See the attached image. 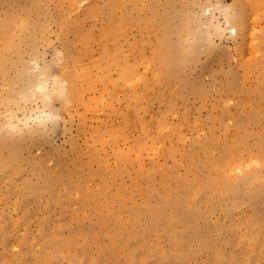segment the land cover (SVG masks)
Segmentation results:
<instances>
[{"label": "rangeland", "instance_id": "374dc122", "mask_svg": "<svg viewBox=\"0 0 264 264\" xmlns=\"http://www.w3.org/2000/svg\"><path fill=\"white\" fill-rule=\"evenodd\" d=\"M115 1L0 0V264H264V0Z\"/></svg>", "mask_w": 264, "mask_h": 264}, {"label": "bare ground", "instance_id": "6f19581e", "mask_svg": "<svg viewBox=\"0 0 264 264\" xmlns=\"http://www.w3.org/2000/svg\"><path fill=\"white\" fill-rule=\"evenodd\" d=\"M115 8H116V1L115 0H112V3H111V5H110V14H114V10H115ZM11 19H13V20H18L17 18H16V16L15 15H12V17H11ZM110 22H113V19H112V17H110ZM11 21V20H10ZM7 23H9V22H7ZM16 23V22H15ZM5 26H6V24H4ZM234 32L233 33H237V29L234 27L233 29H232ZM231 30V31H232ZM200 33V32H199ZM12 40V36L10 35V34H8L7 36H6V39H5V42H4V49L2 50V52H0V64H4V62L5 61H7L8 59H7V56L9 57L10 55V53L8 52L9 50H11L13 47H14V43L11 41ZM105 49L107 48V47H104ZM104 54H102V56H103ZM104 57V56H103ZM111 58V55L109 54V53H107L106 54V56H105V59H110ZM149 63L151 62V60L150 61H148ZM1 66V65H0ZM3 66V65H2ZM120 66H121V68L122 69H124V75L126 76V75H130V77L132 78L133 77V74H132V72L134 71V67H126L125 66V63H121L120 64ZM3 68V67H2ZM1 68V70L3 71V69ZM0 70V71H1ZM65 73L67 74L68 72L67 71H65ZM85 74H88V72H86ZM156 75L158 76V79H163V74H162V72H159V71H157L156 72ZM71 76H72V78H71V81H69V80H67V79H59L60 81H56L57 83H55V84H57L58 85V88L56 89V90H58L60 93H65L66 94V97H69L70 98V100H73V99H75L76 98V94H77V92H79L78 91V88H77V85H78V81H80L81 79H82V76H80V74L78 73V72H75V71H73L72 73H71ZM128 76H126V77H128ZM126 80V79H125ZM68 81V82H67ZM145 82V84L147 83V81H144ZM152 82V81H151ZM156 82V81H155ZM161 83V82H160ZM144 84V85H145ZM151 84H153V83H151ZM154 85V84H153ZM150 86H152V85H150ZM149 86V87H150ZM34 88H35V85H34ZM38 88L39 89H41V90H45L46 89V87H45V85H43V84H39L38 85ZM38 88H35V90L36 91H38V92H40L39 90H38ZM147 89V88H146ZM48 96V95H47ZM49 98V97H48ZM5 134V133H4ZM4 134H2V135H4ZM3 141L4 140H0V144L1 145H3L4 143H3ZM0 145V146H1ZM213 146L211 145V148H212ZM232 150V149H231ZM221 162H223V161H221ZM215 164H217L218 165V163L216 162ZM220 164V163H219ZM251 165H252V163H251ZM2 166V165H1ZM219 167V166H218ZM218 167H217V169H218ZM220 167H222V166H220ZM224 167V166H223ZM251 168V167H250ZM239 169V168H238ZM252 169V168H251ZM250 169V170H251ZM235 173H237L236 171L234 172V174ZM239 174V173H238ZM232 175V174H231ZM240 175V174H239ZM234 176V175H233ZM237 176V175H236ZM236 176H234V177H236ZM240 176H243V175H240ZM256 177V178H255ZM203 179H206V178H204V177H202ZM253 178H255V179H253ZM253 178H251V179H248L247 181H246V184H248V182L250 181V183H249V190H248V194L250 195V196H252V197H255L256 195H259L261 198H262V201L264 202V176H262L261 174H257L256 176H254ZM253 179V180H252ZM200 180H201V178H200ZM185 181H187V180H185ZM199 181V180H198ZM203 180H201V182H202ZM187 183V182H186ZM192 183V182H191ZM200 183V182H199ZM196 184H198V183H196ZM194 185H195V183H194ZM193 185V186H194ZM192 186V185H191ZM192 186V187H193ZM204 186V185H203ZM213 186V185H212ZM204 188V187H203ZM201 189V188H200ZM199 189V190H200ZM202 190V189H201ZM200 190V191H201ZM190 192V191H189ZM188 199V198H187ZM251 199V198H250ZM261 206H264V203H261ZM167 219H169V218H167ZM166 222H169V221H164V223H166ZM123 226V225H122ZM120 229V228H119ZM115 233V232H114ZM117 233V232H116ZM110 235V234H109ZM113 236V235H112ZM113 239V238H112ZM116 251H118V250H116Z\"/></svg>", "mask_w": 264, "mask_h": 264}]
</instances>
